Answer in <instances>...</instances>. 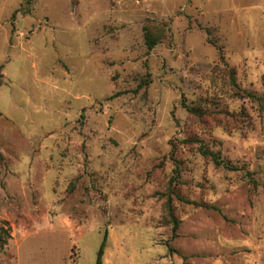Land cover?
<instances>
[{
    "label": "rangeland",
    "instance_id": "rangeland-1",
    "mask_svg": "<svg viewBox=\"0 0 264 264\" xmlns=\"http://www.w3.org/2000/svg\"><path fill=\"white\" fill-rule=\"evenodd\" d=\"M106 234L103 264H264V0H0V260Z\"/></svg>",
    "mask_w": 264,
    "mask_h": 264
},
{
    "label": "trees",
    "instance_id": "trees-1",
    "mask_svg": "<svg viewBox=\"0 0 264 264\" xmlns=\"http://www.w3.org/2000/svg\"><path fill=\"white\" fill-rule=\"evenodd\" d=\"M146 40H147V43H148V45H149L150 48L154 47V46L158 43V39H157L155 36H153V35L151 34L150 31H148V32L146 33ZM247 93H248L249 96H253V97H255V95H254L252 92H247ZM191 110H193V111H197V109L194 108V107H192ZM203 152H204L205 154H209V155H211L212 158H213V160H214L217 164H224V162L219 158V156H218L217 153H215V152H211V151H208V150H206V149H203ZM106 239H107V234L105 235L104 242H103L102 247H101V249H100V251H99V255H98V259H97V264H103V261H102V254H103V249H104V244H105V242H106ZM3 242H4V241L0 240V243H3ZM0 264H6V263H4V262H2V261L0 260Z\"/></svg>",
    "mask_w": 264,
    "mask_h": 264
}]
</instances>
